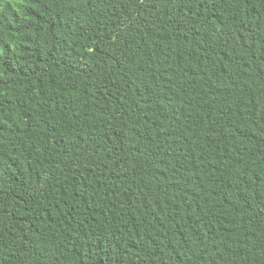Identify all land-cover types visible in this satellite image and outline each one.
I'll use <instances>...</instances> for the list:
<instances>
[{"label": "trees", "instance_id": "obj_1", "mask_svg": "<svg viewBox=\"0 0 264 264\" xmlns=\"http://www.w3.org/2000/svg\"><path fill=\"white\" fill-rule=\"evenodd\" d=\"M0 264H264V0H0Z\"/></svg>", "mask_w": 264, "mask_h": 264}]
</instances>
